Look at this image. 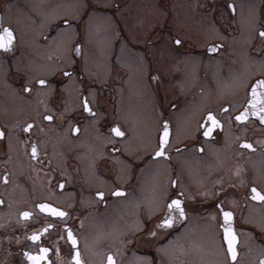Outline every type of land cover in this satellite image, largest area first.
I'll return each mask as SVG.
<instances>
[{
  "label": "flooded vegetation",
  "instance_id": "af4514ba",
  "mask_svg": "<svg viewBox=\"0 0 264 264\" xmlns=\"http://www.w3.org/2000/svg\"><path fill=\"white\" fill-rule=\"evenodd\" d=\"M100 1L88 0L89 9L85 7L78 19L60 16L47 32L23 36L15 20H22L23 11L31 7L19 0H0V31L10 27L15 35L11 49H0V130L5 133L0 136V264H34L30 256H42L38 264H76L77 252L81 264H108L109 254L115 264H260L264 202L252 198L251 188L264 194V85L257 84L264 80V41L257 35L264 28V0H202L203 15L193 20L170 14L174 0H155L164 17L153 28L148 25V32L143 14L137 18L136 7L141 6L136 0H112L114 21L119 24L120 14L125 21H120L102 66L92 60L102 53L87 24L90 8L101 9ZM28 16L38 20L35 12ZM64 20L67 26L78 24L70 41L72 63L38 74L39 63L54 62ZM131 20H139L141 37L128 25ZM157 26L167 45L162 58L175 56L168 61L178 79L164 89L149 67L156 57L148 36ZM61 41L66 43L63 37ZM210 45L222 47L209 52ZM139 71L155 93L156 137L141 147H129L130 123L114 113V101L119 88L127 87ZM64 72L71 75L65 77ZM148 75L157 87L150 86ZM39 79L47 85H38ZM72 79L79 90L76 99L69 95ZM224 81H229L226 87ZM188 85L193 91L180 88ZM85 98L91 113L83 107ZM187 105L197 106L192 119L177 114ZM208 112L219 125L205 136L206 126H211ZM242 113L246 119L237 120ZM165 120L170 129L168 155L156 157ZM115 126L124 137L110 131ZM179 133L183 136L178 138ZM172 199L182 201L185 215L170 212L173 223L157 227ZM42 204L65 215H55L39 207ZM223 211L233 214L236 261L227 253ZM44 248L49 251L42 253Z\"/></svg>",
  "mask_w": 264,
  "mask_h": 264
},
{
  "label": "rangeland",
  "instance_id": "374dc122",
  "mask_svg": "<svg viewBox=\"0 0 264 264\" xmlns=\"http://www.w3.org/2000/svg\"><path fill=\"white\" fill-rule=\"evenodd\" d=\"M136 1L138 5L141 6V8L138 9L136 7L137 18L141 19V13L143 14V26L147 29L148 32L150 31L148 29V25L153 28L156 23H158V20L160 21L163 19L164 11L156 5L155 0H147V2L145 0ZM148 1H150L152 5L151 3L148 4ZM201 1L202 0H174L172 6L173 12L170 14L173 17L185 14L186 18L193 20L203 15V13L199 12ZM19 2L21 4H29V6L31 7V9H28V12L26 14L25 10L23 11L22 20H20L19 18H16L15 20L16 26L23 36H25L29 32L34 33V35L36 36L41 34L42 32H47L50 23L60 16L63 17L69 15L70 17L78 19L83 9L85 7L89 9L90 6L88 5V0H19ZM98 3L103 6L101 7V9L96 10L90 8L93 11H91L87 16V24L88 27H90L92 37L96 39L94 45L97 49L100 50V52L98 53H102L100 57L96 59L92 58V60L96 63H100V65L102 66V57L105 58V56L108 57L111 54L113 41L115 38H117L116 34L118 28L120 30V21L125 20L124 16H122L123 14H120L119 24L117 25V20V23L114 21V9L111 7L113 6L112 0H102ZM255 6L257 8V5ZM20 12L21 8L15 10L16 17H20ZM32 12H35V14L38 15V20L30 17L32 15ZM27 14H29L28 17L30 18H27ZM138 22L139 20H131L128 22V25L134 31L135 36L141 37L142 32L136 26ZM70 24L71 25L69 26L63 25L60 28L61 30L58 32L60 39L57 43L54 42V62L51 63L47 61L41 64L39 63L38 74H42L43 72L46 73L47 71L52 72L56 69L69 67L71 65L72 59H70V41L78 33V24L77 21H72ZM166 27H169V24H166ZM154 30L156 31L148 37L151 42V48L153 51L152 55H154L156 58L154 60L151 58L149 67L152 73L155 76H158L157 80L159 87L161 89H164L168 83L178 80L176 79L177 72L172 70V64L170 61H168L175 58V56L173 54H169L168 56H166V60L162 58L166 53H163L162 51L167 48V45L165 43V40L162 39V28L160 26H157L154 28ZM183 30L187 31L189 30V28L184 27ZM34 35L32 34V36ZM62 37L63 42L66 39V43H62ZM94 50L96 51V49ZM168 51L169 53H172L170 50ZM159 63H161V65H159ZM139 72L140 73L138 76L134 75V79H128V88L126 86L125 88L122 86V88H119L120 95L118 94V99L115 100L116 102L114 101V104L116 105L114 108V113L118 116L124 117L130 123V136L128 138V141H130V143L126 142V146L129 147H141V144H145L148 141H150V143L153 142V140L155 141L156 137H152V135L154 134L153 128L155 126L154 119L157 115L156 98L153 96L155 93L152 90L150 91L148 84L144 81V73L142 72L141 74V71ZM148 80L151 82L150 86L152 88H154V86L157 87L155 78L151 80L148 75ZM71 82L72 88L69 91V95L70 98L72 97L73 99L75 97L76 99L78 97L79 90L75 84V80L72 79ZM228 84L229 81H224L223 87H226ZM180 88L186 92L193 91L192 85H188L186 88ZM222 93L223 92H220L219 94ZM74 100L70 101L71 105H73ZM193 108L196 109L197 106L192 107L187 105L186 107H183L180 111H178L177 114L180 118L192 119L195 116V110ZM150 130L152 132H150ZM176 135L179 138L183 136V133H179Z\"/></svg>",
  "mask_w": 264,
  "mask_h": 264
},
{
  "label": "snow or ice",
  "instance_id": "6c2138e0",
  "mask_svg": "<svg viewBox=\"0 0 264 264\" xmlns=\"http://www.w3.org/2000/svg\"><path fill=\"white\" fill-rule=\"evenodd\" d=\"M228 7L230 9H232L233 12H235V6L234 5L229 4ZM68 24H69V21L64 20V25L67 26ZM257 35L259 36V38L262 41H264V28H261L258 31ZM14 40H15V35H14L13 30L10 27H3L2 31H0V49H3V50L11 49L13 46ZM174 43L176 45H179L181 43V41L179 39H176L174 41ZM219 47H222V46L221 45H210L208 47V51L209 52H215V51H217V49ZM75 50L77 52H79L80 45L77 44L75 46ZM63 75L65 77H67V76H70L71 73L70 72H64ZM36 83L40 86H46L47 80L39 79L36 81ZM257 84L258 85H264V80L257 81ZM25 91H30V89L26 88ZM252 94L253 95L256 94V85H254L252 87ZM249 103H252V101H249ZM83 107H84L85 111H87L89 113L92 112V109L89 107L88 100L86 98L83 101ZM262 111H264V110H262ZM255 114L259 115V113H255ZM45 119L51 121L53 119V117L52 116H46ZM207 119L211 121V126H206L207 130L204 131L205 136L211 135V128L219 125V121L216 119V117L213 115L212 112L207 113ZM236 119L237 120H243V119H246V116L242 113V114L238 115L236 117ZM260 119L262 121H264V115H261ZM27 127L31 128L32 125L29 124ZM73 131H79V129L75 128V129H73ZM110 131L118 137H124L125 136V133L120 130L119 126H115V127L111 128ZM3 135H5V133L2 130H0V136H3ZM169 135H170L169 123L167 120H165V121H163L162 133L159 136V142H158L157 149L154 152V155L156 157H162V156L168 155V152L166 150V146L170 144ZM244 146L247 148H252V145L250 143H245ZM114 151H115V149H114ZM36 154H37V148L35 145H33L32 155L35 156ZM6 179H7V175H5V180ZM173 183H175V181H173ZM59 186L62 188L63 183L61 182ZM251 192L253 194L252 198L254 200H259V201L264 202V194H262L260 191H258V189L255 186H253L251 188ZM120 194H121V190L117 189L116 195H120ZM96 195L102 197L104 195V193L103 192H97ZM3 203H4V201L0 200V204H3ZM39 207H41L45 210H51L55 215H58L61 217L65 215V213L63 211L55 209V208H51L47 204H42ZM166 209L167 210L165 211L164 217L162 219H159V223L157 224V227H169L173 223V217L171 215H169L170 212H177L180 217H183L185 215L184 209L182 207V201L180 199H172L170 203L166 204ZM22 215L27 217L30 215V213L29 212H23ZM232 216H233L232 212L223 211V217H224L225 223L222 224L221 227L223 228V231H224V239L227 241V253L230 254L231 259L233 261H236L237 255H238L236 244H237L238 238H237L235 231L231 227ZM150 235L155 236L156 233L151 232ZM68 238L72 240L73 244L76 243V240L73 237L70 230L68 231ZM33 239H36V237L33 236ZM48 251H49V249H47V248L42 249V253H47ZM29 258L33 260L34 264H38L39 260L43 257L42 256L41 257H31L30 256ZM73 259L76 261V264H81L79 252L76 253V255L73 257ZM107 260H108V264H115L114 259H113L111 254L108 255ZM260 264H264V259H262L260 261Z\"/></svg>",
  "mask_w": 264,
  "mask_h": 264
},
{
  "label": "water",
  "instance_id": "95a60500",
  "mask_svg": "<svg viewBox=\"0 0 264 264\" xmlns=\"http://www.w3.org/2000/svg\"><path fill=\"white\" fill-rule=\"evenodd\" d=\"M249 111H252L251 109H248Z\"/></svg>",
  "mask_w": 264,
  "mask_h": 264
}]
</instances>
